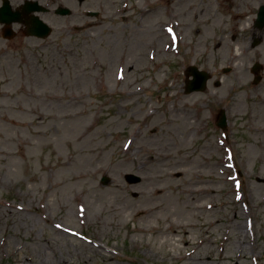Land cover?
<instances>
[{"label":"rangeland","instance_id":"374dc122","mask_svg":"<svg viewBox=\"0 0 264 264\" xmlns=\"http://www.w3.org/2000/svg\"><path fill=\"white\" fill-rule=\"evenodd\" d=\"M60 1L64 38L7 40L0 23V264H264L258 8ZM189 65L211 72L207 89L185 92Z\"/></svg>","mask_w":264,"mask_h":264},{"label":"bare ground","instance_id":"6f19581e","mask_svg":"<svg viewBox=\"0 0 264 264\" xmlns=\"http://www.w3.org/2000/svg\"><path fill=\"white\" fill-rule=\"evenodd\" d=\"M238 13H240V12H238ZM175 109V108H174ZM173 109V110H174ZM154 192H156L157 191V189H155V190H153ZM151 198H155L154 196H151ZM126 199H127V197H126ZM161 207V204H156V203H150V204H148V205H145V206H142V207H138V208H135V209H137L139 212H141V213H143V214H145V213H148V212H152V211H155V210H157L158 208H160ZM241 215L243 216V214L241 213ZM237 224H238V228L240 229V231L241 232H243V233H245V228H244V225L242 224V221L241 220H239L238 222H237Z\"/></svg>","mask_w":264,"mask_h":264},{"label":"water","instance_id":"95a60500","mask_svg":"<svg viewBox=\"0 0 264 264\" xmlns=\"http://www.w3.org/2000/svg\"><path fill=\"white\" fill-rule=\"evenodd\" d=\"M261 15L263 17V9H262ZM135 179H137V178H135ZM105 181H107V178H105Z\"/></svg>","mask_w":264,"mask_h":264},{"label":"flooded vegetation","instance_id":"af4514ba","mask_svg":"<svg viewBox=\"0 0 264 264\" xmlns=\"http://www.w3.org/2000/svg\"><path fill=\"white\" fill-rule=\"evenodd\" d=\"M49 11V10H48Z\"/></svg>","mask_w":264,"mask_h":264}]
</instances>
